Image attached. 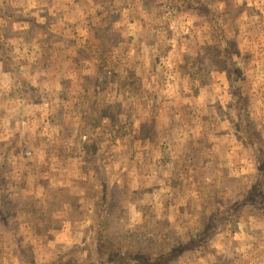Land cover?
Returning <instances> with one entry per match:
<instances>
[{
    "label": "rangeland",
    "instance_id": "obj_1",
    "mask_svg": "<svg viewBox=\"0 0 264 264\" xmlns=\"http://www.w3.org/2000/svg\"><path fill=\"white\" fill-rule=\"evenodd\" d=\"M8 1L0 264H102V237L160 252L214 223L172 264H264V202L235 204L256 175L264 190V165L227 156L230 128L264 126V0ZM30 13L47 39L20 34Z\"/></svg>",
    "mask_w": 264,
    "mask_h": 264
},
{
    "label": "crops",
    "instance_id": "obj_2",
    "mask_svg": "<svg viewBox=\"0 0 264 264\" xmlns=\"http://www.w3.org/2000/svg\"><path fill=\"white\" fill-rule=\"evenodd\" d=\"M10 4H12V1H8L7 0L6 5H4V7H0V22L10 23V22L15 20L13 18V15L11 13H9L11 11L10 10V8H11ZM25 15H28V14H25ZM50 15L51 14L49 12V16ZM28 18H30V21H27V22H25V19L20 20V22H19V25H20L19 29L21 30L20 34L21 33L22 34H26V35H28L29 38L32 39V36L31 37L29 36L30 35L29 32H31V34L36 32V34H37L40 31V33H43V35H41V37L39 35H36L37 38L40 37V38H43V40L47 39L48 38L47 34L52 32L49 29V27L47 26L48 20L50 19V17H46V20H47L46 23H42L37 18H33L31 13L28 15ZM24 30H26V31H24ZM2 33L3 32L1 31V34ZM1 36L5 39V37L3 35H1ZM54 36L56 38V35H54ZM19 37L20 36H15V39H17L16 40L17 43L19 42V39H20ZM7 39H8V37H7ZM9 39H10V37H9ZM93 39H94V37H93ZM29 42L30 41H28V43ZM49 42H50L49 43L50 45H44V47H43L42 43L39 44V46L42 45V49L41 50H43V54H45L46 52H53V51H55L57 49L58 50L60 49L59 47H56L55 44H52L54 41L50 40ZM68 42H69V44H67V48L69 49L71 41H68ZM70 49L67 50V53H66L65 56L69 57ZM42 62H43L42 63L43 66L47 69L49 67V65L47 64L48 61L44 60V58H43ZM52 62L54 63V61H52ZM64 69H65V66L62 64L61 66H59L57 68V71H62L63 72ZM249 96H250V98L249 97L248 98L245 97L246 98L245 101L246 100L250 101V108H251V106L252 107L254 106V111H253V109H248V107H246L243 110L238 108V117L241 118V121H243L244 118L245 119L249 118L250 116L251 117H258V116H256V114L260 115L258 108L257 107L255 108V105H254V103L257 102V100H258V98L260 96H255V94H253L252 90H251ZM234 100H235V104H237L238 96L235 95ZM237 106H238V104H237ZM243 123H244V121H243ZM230 130H232L233 133L230 136V138L232 137L230 144H227V151H228L227 152V156L230 159L236 158L234 167H236V165H238L237 162H238L239 159L242 160V158H244V157L254 156L253 159H252L251 164H252V166L255 167L256 172L258 174H260L259 169H260L261 166L264 165V126L263 127H259V129H257V127H255L254 123H252L250 128H248L247 125H244V127L241 126L240 128L237 127V125H236V126H234V130H233V128L232 129L230 128ZM221 134L222 133H220V135ZM256 134L258 136H256ZM222 137H224V136H222ZM230 145H231L232 148L230 147ZM237 149H238V151H237ZM194 151L196 152L197 149H194ZM214 158H216L215 154H213L212 156L208 155L206 160H208V159L209 160L206 163H208V164L214 163V160H215ZM244 164H246V162H244ZM205 170H210V169L206 168ZM231 176H239V175H235L233 173ZM253 177L254 176H251V177H249V179L252 180ZM230 178H237V177H230ZM254 179L255 180H253V181L255 183L251 187L257 185L256 183H257V181H259L260 178L258 177V175H256V178H254ZM228 181H230V183H231L232 180H228ZM240 181H243V180H240ZM215 185L218 186V188L220 189V188H223V186H225L226 184L224 183V179L221 178V179H219V181L218 180L216 181ZM230 187L226 186V188L229 191L231 189H233V186L230 185ZM242 191H243V193H241V190H239L237 192V197L238 198H242L243 194L247 191V189H243Z\"/></svg>",
    "mask_w": 264,
    "mask_h": 264
},
{
    "label": "trees",
    "instance_id": "obj_3",
    "mask_svg": "<svg viewBox=\"0 0 264 264\" xmlns=\"http://www.w3.org/2000/svg\"><path fill=\"white\" fill-rule=\"evenodd\" d=\"M3 37L0 35V44L3 41ZM3 44V43H2ZM7 50H2L0 48V55L5 54ZM3 60V59H2ZM245 109V108H244ZM245 119V118H244ZM251 125H247L248 128H250ZM251 138V137H250ZM259 183L253 187H249V190H247L242 198H238L239 200L235 201V204L238 206H248L251 207V209H256L255 204H258L260 202H264V190H260ZM254 194V195H253ZM254 200V201H253ZM255 202V203H253ZM248 203H251L250 205ZM264 207V206H263ZM258 208V205H257ZM3 214H1L3 218ZM6 216V215H5ZM216 224L205 225L201 229H199L194 237L190 239L187 243H178L174 245L171 248H166L164 250H161L160 252H147L142 250H133L126 254H123L121 252L120 246H115L111 242L108 243V241L104 240V237L99 239L100 242V253L103 255V261L102 264H172L173 261H176L179 259L186 251L195 249L198 245L204 244L203 237L207 234H211L212 232L216 231ZM59 264H76L74 262L69 261H63L59 262ZM78 264H90L85 261Z\"/></svg>",
    "mask_w": 264,
    "mask_h": 264
}]
</instances>
